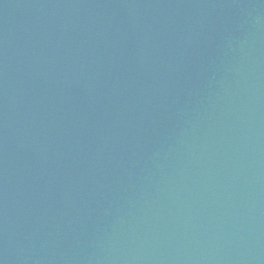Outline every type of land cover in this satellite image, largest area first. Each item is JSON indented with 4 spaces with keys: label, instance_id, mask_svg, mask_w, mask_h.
Listing matches in <instances>:
<instances>
[{
    "label": "water",
    "instance_id": "1",
    "mask_svg": "<svg viewBox=\"0 0 264 264\" xmlns=\"http://www.w3.org/2000/svg\"><path fill=\"white\" fill-rule=\"evenodd\" d=\"M0 264H264V0H0Z\"/></svg>",
    "mask_w": 264,
    "mask_h": 264
}]
</instances>
